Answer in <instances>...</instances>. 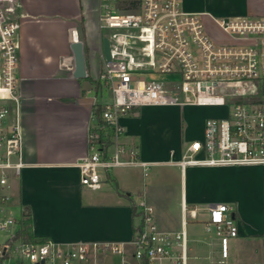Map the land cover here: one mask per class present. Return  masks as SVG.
<instances>
[{"label": "built area", "instance_id": "built-area-1", "mask_svg": "<svg viewBox=\"0 0 264 264\" xmlns=\"http://www.w3.org/2000/svg\"><path fill=\"white\" fill-rule=\"evenodd\" d=\"M99 2V31L109 38L111 58L102 52L97 102L102 109L97 112L95 107L92 114L90 151L76 163L82 184L98 187L118 168L140 167L147 173L152 163L142 158L139 145L124 141L122 124L125 115L145 106L213 109L205 119L203 137L189 142L180 158L172 155L168 161L182 172L192 165L264 167V17L211 14L229 36L219 42L206 32L200 17L210 13L188 8L185 0ZM22 7V0H0V264H76L100 250L121 253L117 244L62 245L19 234L20 215L8 203L27 164L20 121ZM78 34L73 31L74 41L80 39ZM160 74L171 77L161 79ZM136 205L135 264H188L186 202L178 230L162 229L145 197ZM197 211L190 209L193 218ZM204 223L218 238L225 261L231 239L240 235L236 205L211 203Z\"/></svg>", "mask_w": 264, "mask_h": 264}, {"label": "crops", "instance_id": "crops-1", "mask_svg": "<svg viewBox=\"0 0 264 264\" xmlns=\"http://www.w3.org/2000/svg\"><path fill=\"white\" fill-rule=\"evenodd\" d=\"M187 7L201 10L191 4ZM22 12L19 33V71L22 76L19 86L20 121L27 164L12 189L20 214L25 207L29 208L33 232L38 238L62 245L77 242H97L102 246L117 244L122 248L121 253L100 250L92 257L104 260L115 255L121 264H135L132 240L139 219L133 212L132 204L145 197L154 205L156 201L152 194L161 189L147 184L140 167L115 169L98 187H89L82 184L76 165L90 151L92 114L100 99L87 80V76H99L102 64L100 34L97 31H93L95 34L88 32L83 0H24ZM237 12V15H248L251 10L245 3L238 6ZM82 23L87 76L78 78L74 76L71 43L74 41L73 31H78L81 38L79 26ZM198 109L213 111L211 107L190 105L145 106L125 115L122 124L125 128L124 141L139 145L142 158L152 163L151 168L167 163L180 169L181 219L179 221L171 216L168 223H162V219L157 217L159 226L166 230L180 229L182 203L185 201L188 206L186 228L191 240L190 256L197 257L198 254L213 260L212 250L209 249L213 242L190 236L195 232L196 219L190 209L206 195L196 187L199 181L195 177L224 174L232 169L258 170L264 167L192 165L182 172L180 166L169 163L172 155L180 158L189 142L203 137L205 119L213 112H207L197 123V128L189 120L183 126L180 118L182 111L190 116L193 110ZM167 112L177 113L178 117H173L170 126L166 123L167 128L157 127L154 118ZM163 136L166 141L162 144ZM155 170L156 177L158 170ZM260 185L261 182L255 187L257 192H251L249 196H244L241 190L236 192L227 188L214 194L218 201H237L238 204H234L236 216L241 222L238 237L264 235V199L261 188L258 191ZM165 195L169 197L163 189L160 197L165 198ZM189 217L193 219L192 223L188 221ZM196 242L201 245L197 246ZM219 257L218 261L222 262L221 255Z\"/></svg>", "mask_w": 264, "mask_h": 264}, {"label": "rangeland", "instance_id": "rangeland-1", "mask_svg": "<svg viewBox=\"0 0 264 264\" xmlns=\"http://www.w3.org/2000/svg\"><path fill=\"white\" fill-rule=\"evenodd\" d=\"M24 0H22L23 2ZM187 4H191L196 8L203 9L204 11H208L210 14L201 15V20L205 26L206 32L214 38L216 41H228L229 36L225 34L222 29L218 26V24L211 17V14H214L216 17H220V15L225 16H237L238 6L245 4L250 7L251 12L248 15L253 16H261L264 17V0H185ZM84 10H85V23L89 33H94L97 31L99 35V26H98V13H99V0H83ZM89 7V8H88ZM91 7V8H90ZM83 23L79 26L80 35L82 30ZM94 31V32H93ZM104 33L110 34L109 30H104ZM95 34V33H94ZM100 36V35H99ZM83 38V37H82ZM80 40H82L80 38ZM84 40V38H83ZM99 41V40H98ZM171 76L160 74L159 78L167 79ZM107 98V94L104 92V99ZM182 110V109H181ZM211 109H198L193 110L190 116H187L183 111L180 114L181 123L185 126L189 121H192L194 127L197 128V123L204 117L207 112ZM210 111L209 114H211ZM178 117V114L173 112H167L166 114L155 117L154 119L157 122V127L167 128V125L170 126L173 123V117ZM189 117V118H188ZM152 118V117H151ZM189 120V121H188ZM161 121V122H160ZM167 123V125H166ZM164 137V136H163ZM161 138V142L163 144L166 141V138ZM254 167V166H252ZM156 169V170H155ZM157 171L156 177L154 176L153 171ZM142 176L145 181L149 185H155L158 189H161L160 192H155L152 195L155 197V203H153L155 208L156 218L160 217L162 223H168V220L172 217H175L180 221L181 219V203L179 191L181 187V176L180 169L177 166H173L167 163L160 164L158 166H154L149 168L147 173L142 172ZM199 189H201L202 194H206L205 197H201L200 200L197 201V205H193V207L198 206L197 211V219H195V232L190 236H194L199 239L207 238L208 241L213 242L212 246H209L211 251L212 259L203 258L197 254V257H191L189 253V249L191 247V240L188 243V264H264V235H246L243 237H236L231 239V250L230 257L224 261L219 262L220 252L219 245L217 244L216 236L213 233H209L206 231L203 221L208 218V207L211 202L218 201L219 199L214 194H218L221 192L222 188H227L228 190H235L236 192L241 190L244 196L250 195L251 192H257V184L261 182V185L258 191L261 188V193L264 199V168L258 170H241V169H232L229 170L228 173H218V174H210V175H201L200 177H195ZM262 180V181H261ZM155 181V182H153ZM195 181V182H196ZM203 188V189H202ZM156 189V188H155ZM164 189V192L171 198L167 200L169 197L162 198L160 197L161 191ZM256 189V190H255ZM244 190V191H243ZM250 192V193H249ZM259 193V192H258ZM207 198V195H209ZM204 196V195H203ZM229 203L238 204L235 200H227ZM264 203V200H263ZM9 208L12 210L14 214L17 216L20 215V209L15 202V198L9 201ZM152 204V203H151ZM156 204V205H155ZM264 208V206H263ZM167 220V221H166ZM188 221L190 223L193 222V219L189 217ZM196 245L199 246L201 243L199 242ZM76 264H121L119 257L113 255L111 258H105L104 260L95 259L94 257H90L88 260L83 261L81 263Z\"/></svg>", "mask_w": 264, "mask_h": 264}, {"label": "trees", "instance_id": "trees-1", "mask_svg": "<svg viewBox=\"0 0 264 264\" xmlns=\"http://www.w3.org/2000/svg\"><path fill=\"white\" fill-rule=\"evenodd\" d=\"M83 35L81 32V39L83 40L84 35H85V29L82 27ZM83 37V38H82ZM87 80L90 82V84L93 86V88L96 91L97 95H101V84L98 78H93L92 76H87ZM102 109L101 105L98 104L96 105V111L100 112ZM133 212L137 214V205L132 204ZM20 228H19V234L27 239V240H35L38 239V237L35 236L33 232V227H32V217H31V212L28 207H25L21 214H20Z\"/></svg>", "mask_w": 264, "mask_h": 264}, {"label": "water", "instance_id": "water-1", "mask_svg": "<svg viewBox=\"0 0 264 264\" xmlns=\"http://www.w3.org/2000/svg\"><path fill=\"white\" fill-rule=\"evenodd\" d=\"M71 49L75 60L74 76L84 78L87 76L84 42L80 39L72 41ZM102 52L107 59L111 58L110 41L108 36L102 37Z\"/></svg>", "mask_w": 264, "mask_h": 264}, {"label": "flooded vegetation", "instance_id": "flooded-vegetation-1", "mask_svg": "<svg viewBox=\"0 0 264 264\" xmlns=\"http://www.w3.org/2000/svg\"><path fill=\"white\" fill-rule=\"evenodd\" d=\"M99 34H100V46H101V49H102V35H101L100 32H99Z\"/></svg>", "mask_w": 264, "mask_h": 264}]
</instances>
